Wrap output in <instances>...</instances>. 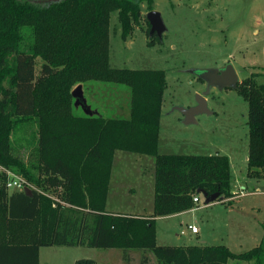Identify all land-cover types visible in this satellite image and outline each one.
Masks as SVG:
<instances>
[{"label":"trees","instance_id":"obj_1","mask_svg":"<svg viewBox=\"0 0 264 264\" xmlns=\"http://www.w3.org/2000/svg\"><path fill=\"white\" fill-rule=\"evenodd\" d=\"M44 1L0 0V264H40V249L51 246L120 249L126 264L132 250L144 253L140 264H150L148 252L159 264H264V224L258 246L240 253L225 245L157 244V218L195 208L202 192L231 198L233 175L223 154L159 153L164 70L110 67L111 13L118 11L124 40L142 19L149 34L142 5L150 12L154 0ZM161 42L149 36V45ZM257 76L236 86L248 102V176L256 179L264 177V83ZM91 81L126 86L129 117L76 115L81 98L73 91ZM34 124L27 162L12 136ZM117 151L155 157L152 216L106 210ZM9 173L24 178L32 195L9 192Z\"/></svg>","mask_w":264,"mask_h":264},{"label":"rangeland","instance_id":"obj_2","mask_svg":"<svg viewBox=\"0 0 264 264\" xmlns=\"http://www.w3.org/2000/svg\"><path fill=\"white\" fill-rule=\"evenodd\" d=\"M142 7L145 17L148 11L145 4ZM152 7L161 13L166 26L162 42L155 45H149V26L145 19L124 40L118 11L111 13L110 67L166 72L159 153L208 156L219 151L229 156L234 178L248 185V194L242 198L216 200L210 206H206L209 199L199 194L201 208L185 217L179 232L186 230L187 223H195L202 243L225 245L234 253L248 251L258 246L264 224V177L247 176L245 161L249 154L248 102L236 87H208L200 76L205 70L232 65L239 83L252 74H257V81L264 83V0H154ZM40 64L38 60L37 69ZM79 86L82 98L74 101L76 115L129 117L130 92L126 86L98 81ZM197 95L204 97L210 113H201L196 116V122L186 123L179 108L195 106ZM23 129L16 131L12 141L18 154L29 162L36 126ZM9 176L22 178L12 173ZM111 183L109 210L136 214L141 212L138 204L142 203L148 214L154 205L155 157L118 152ZM254 188H259L261 193H255ZM46 195L57 199L52 190H47ZM230 200L234 201L232 205ZM173 224V220L157 222L160 244H198V235L176 238L171 230ZM218 234L216 241L214 237ZM123 252L88 246L42 247L40 264H75L81 259L98 264H126ZM143 254L139 250L128 252L130 264H140ZM146 255L150 264H159L153 253ZM228 264L253 262L230 260Z\"/></svg>","mask_w":264,"mask_h":264},{"label":"water","instance_id":"obj_3","mask_svg":"<svg viewBox=\"0 0 264 264\" xmlns=\"http://www.w3.org/2000/svg\"><path fill=\"white\" fill-rule=\"evenodd\" d=\"M61 0H46V3L59 2ZM146 18L150 24L149 36H157L160 40L163 38V34L166 31V26L162 19L160 12L152 10L147 13ZM201 79L207 82L208 87H216L218 89L234 88L239 82V76L232 65H227L223 69H208L202 72ZM80 86L76 87L73 91V95L80 99L82 94L80 93ZM179 110L185 116L186 123H194L197 115L201 113H210L207 102L203 96L197 95V103L195 106L189 108H179ZM25 192L28 195H32V190L27 188ZM203 196L207 197V194L202 192ZM218 197V194L207 197L210 202H214Z\"/></svg>","mask_w":264,"mask_h":264},{"label":"crops","instance_id":"obj_4","mask_svg":"<svg viewBox=\"0 0 264 264\" xmlns=\"http://www.w3.org/2000/svg\"><path fill=\"white\" fill-rule=\"evenodd\" d=\"M197 121V119L195 118V122ZM158 150H160V136H159V149ZM118 152H120V151H117L116 152V154H115V158H116V156H117V153ZM217 152V154H220L219 153V151H216ZM115 158H114V161H115ZM228 158H229V156H228ZM229 160H230V158H229ZM245 161L247 162L248 161V155H246L245 156ZM230 166H231V172H232V175H233V178H232V181H234L235 182V184H232L233 186H236L237 185V183H241V184H243V185H245L247 188H248V185H247V183L246 182H243L242 180H238V179H235L234 178V173H233V170H232V162H231V160H230ZM113 171H114V163H113V168H112V175H111V180H110V184H109V192H108V197H107V204H106V210L108 211V212H113V213H118V212H114V211H111V210H109V208H108V206H109V196H110V186H112V177H113ZM248 176V175H247ZM249 178V177H248ZM242 181V182H241ZM256 190H258L259 191V188H254V192L256 191ZM256 193V192H255ZM257 193H261L260 191L259 192H257ZM240 198H242V197H239V198H234V200L235 199H240ZM200 201H201V198H200ZM231 201V200H230ZM153 202H154V197H153ZM232 202H234V201H231V203ZM199 203L200 202H198V203H196V207L195 208H193V209H191V210H188V211H185V212H181V213H177V214H173V215H169V216H164V217H159V218H157L156 219V240H157V244L158 245H160V246H165V245H162V244H160V242H159V238H158V229H157V222L159 221V220H166V221H171V220H173V223H175V224H173L172 225V228H171V230L173 231V235L174 236H176V238H179V236H181V235H186V234H188L189 236H192V235H198V244H194V245H206V244H204V243H202V238H201V236H200V234H199V231H200V229L198 228V226H197V224H195V223H187L188 225L186 226V230L185 231H183L182 230V232H179V225H183L184 223H185V221H184V219H185V217L187 216V215H189V214H194L196 211H197V208H201V207H199L198 205H199ZM213 204V202H210L209 204H207L206 206H210V205H212ZM232 205V204H231ZM138 206L139 207H141V209L140 210H138V211H141V212H138V213H136V214H126V215H131V216H143V217H150V216H152L153 215V212H154V205L152 204V206H151V209H150V212L148 213V214H146V209H145V207H144V205L142 204V203H139L138 204ZM149 211V210H148ZM124 214V213H123ZM171 225V224H170ZM189 225H193V226H195V227H197L198 228V232L197 233H193V232H191L189 229H188V226ZM181 233V234H180ZM263 236V235H262ZM218 237H220L219 236V234L217 235V236H215L214 238L216 239V241L218 240ZM262 238V237H261ZM261 241V240H260ZM260 243V242H259ZM172 246V245H171Z\"/></svg>","mask_w":264,"mask_h":264},{"label":"built area","instance_id":"obj_5","mask_svg":"<svg viewBox=\"0 0 264 264\" xmlns=\"http://www.w3.org/2000/svg\"><path fill=\"white\" fill-rule=\"evenodd\" d=\"M31 187L32 186L24 178H20V177L9 178V180L7 182L8 190L11 189L13 191H25L27 188L31 189ZM247 189L248 188L245 185H243L241 183H237L236 186H232V188H231L232 197L230 199L239 198V197H243V196L247 195L248 194ZM255 192H259V191L256 190ZM193 200L195 203H198L200 201L199 194ZM188 229L193 233L198 232V228L193 226V225H189Z\"/></svg>","mask_w":264,"mask_h":264},{"label":"flooded vegetation","instance_id":"obj_6","mask_svg":"<svg viewBox=\"0 0 264 264\" xmlns=\"http://www.w3.org/2000/svg\"><path fill=\"white\" fill-rule=\"evenodd\" d=\"M238 83H239V82H238ZM238 83H237V84H238ZM237 84H236V86H237ZM229 88H231V87H229ZM223 89H225V88H223Z\"/></svg>","mask_w":264,"mask_h":264}]
</instances>
